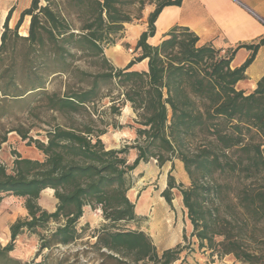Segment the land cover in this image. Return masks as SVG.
I'll return each mask as SVG.
<instances>
[{
  "label": "trees",
  "instance_id": "1",
  "mask_svg": "<svg viewBox=\"0 0 264 264\" xmlns=\"http://www.w3.org/2000/svg\"><path fill=\"white\" fill-rule=\"evenodd\" d=\"M145 0H33L14 28L8 17L0 44V119L15 111L40 119L44 138L18 126L0 133V145L16 131L43 154L41 159L15 152L13 167L0 161V195L23 197L28 217L10 225L11 240L0 243V264H81L79 252L57 255L51 249L80 238L77 228L86 206L100 208L106 224L96 234L97 264H184V250H209L235 264H264V76L251 91L238 89L249 58L232 68L234 51L221 53L211 43L199 44L189 28L175 26L157 45L155 21L167 5L157 0L148 29L136 44L139 55L115 67L106 45L131 21L128 4ZM31 15L27 35L19 34ZM148 59V70H133ZM65 78L64 90L48 83ZM116 88L117 91H113ZM109 97V120L97 110ZM130 103L136 138L121 148H108L102 136L115 116ZM63 116V122L57 116ZM136 150L129 161L127 153ZM156 159L159 167L179 159L190 183H177L171 170L162 196L172 206L173 190L182 197L191 231L183 242L158 252L148 233L121 228L138 221L128 195L130 173ZM53 189L54 211L41 206V192ZM51 222L57 223L49 228ZM42 234L38 260L23 261L11 252L25 230ZM85 252V251H84ZM185 255V254H184ZM107 261V262H106ZM179 261V262H177Z\"/></svg>",
  "mask_w": 264,
  "mask_h": 264
},
{
  "label": "rangeland",
  "instance_id": "2",
  "mask_svg": "<svg viewBox=\"0 0 264 264\" xmlns=\"http://www.w3.org/2000/svg\"><path fill=\"white\" fill-rule=\"evenodd\" d=\"M109 45L106 47L107 56L111 63L116 67L118 65L116 60L117 56L112 51L113 45L111 43ZM127 51L129 54H133L128 47ZM120 62L121 60L119 63ZM64 86L65 78L62 77L53 79L48 83L49 90L57 88L64 90ZM113 91H117V89L114 88ZM109 102L110 98L106 97L103 98L97 105V110L103 112L106 120H109V117H112V115H110V111H106V108L110 105ZM125 107L126 106L123 107L120 115L115 116V120L119 126L117 128L109 126L108 132L103 136V141L108 148H121L134 140L133 135L129 133V130L134 131V118H132V113H130ZM39 118L43 121L29 117L24 112L15 111L11 115L0 119V133L2 134L4 131L18 126H24L30 128L29 135L34 136V138H44L45 129L49 128L45 125L44 121L49 119V116L40 114ZM62 118L63 116L58 114L57 121L63 122ZM7 137V141L0 145V161L4 163L9 170L13 167V161L16 157L15 152H20L22 156L34 159H41L43 157V154L35 147L34 143L29 144L28 140H23L16 131H10L7 134ZM135 156V149H132L127 153V157L130 162L134 160ZM181 162L182 161L179 159H174L172 162H166L162 167H159L156 159H150L149 162H141L130 173L132 180L131 188H133L131 198L136 204V207H138V221H130L124 224L122 223L121 228L144 230L150 235L160 254L164 248L175 244L174 242L171 243L169 238L170 234L167 236L166 232L168 233L172 230L179 231L182 225L187 227V234H189L191 230L188 223L186 209L182 203V197L176 188L172 191L174 197L172 200V206H169V204L164 201L165 216L163 217L160 231L159 229L157 230L155 227H152L151 224L153 209L157 208L156 211L160 213L156 199H160L159 196L162 195V193L160 194V190L164 187V183L167 180L168 170H171V173L174 175L177 183H182L184 185H188L190 183V181L183 183L184 180L187 181V179H185L186 170L184 168V164L182 167L180 165ZM129 192H131V190L128 191V195ZM146 198H149L150 200V203H146L147 206L145 204ZM24 200L25 199L23 197H18L12 194L4 193L0 195V243L3 246L11 240L10 225L19 218L25 219L28 217V211L25 208ZM39 203L42 207L48 209L49 211H54L57 204V199L54 196V190H43L39 198ZM104 224H106V220L103 217L102 210L100 208L95 209L86 206L83 216L77 223L78 231L81 234L80 238L76 239L69 245L59 244L53 247L51 252L60 256L69 254L70 261L74 260L73 254L79 252L81 264H97L100 260L99 253L93 244L97 239L96 234ZM56 226L57 223L51 222L49 228H54ZM37 231L38 232H30L29 230H25L22 234L17 236L14 241V250L11 254L23 261H32L38 260L42 255L49 253V249H44L42 251V255L37 256L41 244L40 237L42 234H48L49 230H43L40 228ZM192 247V251L188 249L184 250V264H235L230 256L219 258L217 255H212L209 250L205 251L198 249L195 244L192 245ZM109 263L110 262H107V264Z\"/></svg>",
  "mask_w": 264,
  "mask_h": 264
},
{
  "label": "crops",
  "instance_id": "3",
  "mask_svg": "<svg viewBox=\"0 0 264 264\" xmlns=\"http://www.w3.org/2000/svg\"><path fill=\"white\" fill-rule=\"evenodd\" d=\"M32 1L0 0V44L7 17L9 16L8 26L14 28L21 19L23 12L31 7ZM100 1L103 2L104 0ZM156 1L145 0L142 8L138 1L126 6V9L131 13L132 19L131 21L123 22V28L114 35V42L111 43L113 45L112 49H114L112 51L117 56V68L125 67L135 56L139 55L136 44L141 34L148 29V18L150 13L156 8ZM45 4V0H41L40 5ZM30 21L31 15L26 14L19 27V34H28ZM175 26L189 28L199 37V44L211 43L214 47L220 49L222 54L234 51L231 61L232 68L242 66L252 57L251 62L245 69V78L239 80L236 87L246 92H251L257 87L259 80L264 76V0H182L179 5H167L159 13L155 21V34L149 36L147 42L157 45L168 36V33ZM22 30L26 31V34H22ZM106 47L105 54L107 56ZM127 47L133 54L128 53ZM120 60L121 62L119 63ZM131 69L138 71L148 70V59L145 58L134 63ZM125 108L132 113V118L136 117L130 103H127ZM129 133L133 135L135 140V132L129 130ZM180 165L183 167L182 162ZM185 177L187 181L184 180L183 183L189 182L190 178L186 172ZM165 187H167V180L164 183V187L160 190V194ZM132 189H129L131 190L129 192L131 200ZM159 198L156 199V202L161 213L165 215L164 201L167 204L169 203L162 195ZM145 203H150L149 198H146ZM137 208L135 204V210L138 214ZM184 230L188 231L185 225H182L179 231L172 230L169 238L171 243L174 242L175 244L164 248V250L183 242Z\"/></svg>",
  "mask_w": 264,
  "mask_h": 264
},
{
  "label": "bare ground",
  "instance_id": "4",
  "mask_svg": "<svg viewBox=\"0 0 264 264\" xmlns=\"http://www.w3.org/2000/svg\"><path fill=\"white\" fill-rule=\"evenodd\" d=\"M22 34H26V31H23L22 32ZM115 46V45H114ZM119 48V47H118ZM117 49V48H116ZM113 51H114V49H113ZM112 55H113V53H112ZM113 57H114V55H113ZM161 198V197H160ZM141 203V202H140ZM146 204V203H145ZM141 206V205H140ZM145 206V205H144ZM146 206H147V204H146ZM145 206V207H146ZM142 207V206H141ZM149 207V206H148ZM147 207V208H148ZM156 209L157 208H155V209H153V215H152V221H151V224H152V227H155L157 230L159 229V231H160V229H161V227H162V220H163V217L165 216L163 213H161V211H160V213H158V211H156ZM165 221V220H164ZM168 221V220H167ZM168 223V222H167ZM163 232V231H162ZM162 234V233H161ZM161 234H160V236H161ZM166 234H167V236L170 234V232H166ZM164 235V234H163ZM172 238V237H171Z\"/></svg>",
  "mask_w": 264,
  "mask_h": 264
}]
</instances>
